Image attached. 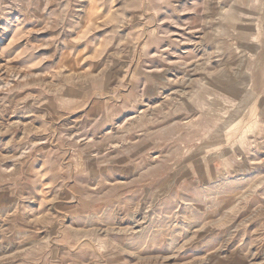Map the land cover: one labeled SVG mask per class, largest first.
Segmentation results:
<instances>
[{"label": "rangeland", "instance_id": "rangeland-1", "mask_svg": "<svg viewBox=\"0 0 264 264\" xmlns=\"http://www.w3.org/2000/svg\"><path fill=\"white\" fill-rule=\"evenodd\" d=\"M0 65V264H264V0H0Z\"/></svg>", "mask_w": 264, "mask_h": 264}, {"label": "bare ground", "instance_id": "bare-ground-1", "mask_svg": "<svg viewBox=\"0 0 264 264\" xmlns=\"http://www.w3.org/2000/svg\"><path fill=\"white\" fill-rule=\"evenodd\" d=\"M11 11H12V10H11ZM177 36H178V35H177ZM0 67H1V65H0ZM2 69H3V68H2ZM0 73H3V70H2V71L0 70ZM1 75H2V74H1ZM21 81H22V80H21Z\"/></svg>", "mask_w": 264, "mask_h": 264}]
</instances>
